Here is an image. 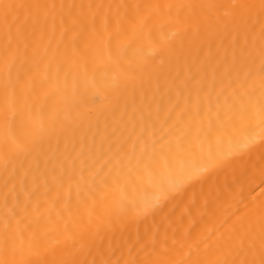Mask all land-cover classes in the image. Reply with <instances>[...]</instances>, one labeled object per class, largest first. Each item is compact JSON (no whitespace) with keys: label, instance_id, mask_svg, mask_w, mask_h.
<instances>
[{"label":"bare ground","instance_id":"obj_1","mask_svg":"<svg viewBox=\"0 0 264 264\" xmlns=\"http://www.w3.org/2000/svg\"><path fill=\"white\" fill-rule=\"evenodd\" d=\"M0 264H264V0H0Z\"/></svg>","mask_w":264,"mask_h":264}]
</instances>
